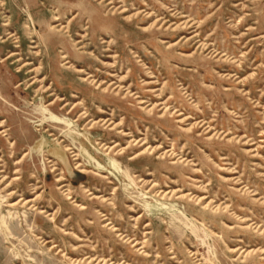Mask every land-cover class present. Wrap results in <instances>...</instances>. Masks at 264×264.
Masks as SVG:
<instances>
[{"label": "rangeland", "instance_id": "rangeland-1", "mask_svg": "<svg viewBox=\"0 0 264 264\" xmlns=\"http://www.w3.org/2000/svg\"><path fill=\"white\" fill-rule=\"evenodd\" d=\"M0 264H264V0H0Z\"/></svg>", "mask_w": 264, "mask_h": 264}, {"label": "bare ground", "instance_id": "bare-ground-1", "mask_svg": "<svg viewBox=\"0 0 264 264\" xmlns=\"http://www.w3.org/2000/svg\"><path fill=\"white\" fill-rule=\"evenodd\" d=\"M52 14H55V13H52ZM54 18H55L54 20L59 21V19H58L57 17L54 16ZM56 27H60V26H56ZM53 28H55V27H52V29H53ZM31 42H32V41H31ZM3 43H5V41H3ZM16 43H17V42H16ZM32 43H33V42H32ZM82 49H83V48H82ZM11 56H13V55H11ZM62 58H63V59H67V57H66L65 55H62ZM20 72H21V70L18 71L19 74H20ZM66 148H67V147H66Z\"/></svg>", "mask_w": 264, "mask_h": 264}]
</instances>
